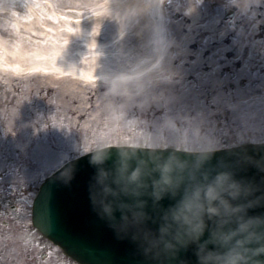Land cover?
<instances>
[{
  "label": "clouds",
  "instance_id": "9594fccd",
  "mask_svg": "<svg viewBox=\"0 0 264 264\" xmlns=\"http://www.w3.org/2000/svg\"><path fill=\"white\" fill-rule=\"evenodd\" d=\"M162 3H109V15H116L121 26L123 18L124 30L140 14L148 16L144 28L151 51L134 71L138 75L103 78L92 125L107 131L78 139L62 178L73 179L86 157L92 210L134 244L143 264H264V134L214 126L202 131L199 122L184 117L191 131L180 130L175 139L146 130L126 138L127 122L135 120L138 127L139 121L113 97L134 88L144 95L141 105L159 102L163 91L149 96L150 90L173 75ZM159 127L178 126L166 117ZM221 150L224 154L217 156Z\"/></svg>",
  "mask_w": 264,
  "mask_h": 264
},
{
  "label": "bare ground",
  "instance_id": "6f19581e",
  "mask_svg": "<svg viewBox=\"0 0 264 264\" xmlns=\"http://www.w3.org/2000/svg\"><path fill=\"white\" fill-rule=\"evenodd\" d=\"M108 2L131 5L144 0H0V89L19 94L9 112V125L26 124L18 135L22 139L32 131L38 115L27 108L25 93L20 92L27 81H32L29 93L38 94L34 104L39 113L46 103V96L40 95L49 83L57 91L55 106L61 109V74L82 80L92 76L94 81L96 75L100 90L105 88V76L138 75L134 71L151 51L144 28L148 16L140 14L124 30L123 18L121 26L116 15H109ZM233 4L235 14L228 18L213 13L200 0H163L161 11L171 41L167 63L173 75L156 84L149 96L162 90L164 97L172 93L176 103L186 96L192 100L187 102L208 112L222 107L239 113L244 107L260 106L261 113L254 117L264 119V0H233ZM81 91L77 96L63 94V107L78 117L91 107L74 105ZM132 92L134 88L115 96L116 100ZM56 121H61V111ZM39 145L47 151L44 142ZM40 175L21 181L29 183Z\"/></svg>",
  "mask_w": 264,
  "mask_h": 264
},
{
  "label": "rangeland",
  "instance_id": "374dc122",
  "mask_svg": "<svg viewBox=\"0 0 264 264\" xmlns=\"http://www.w3.org/2000/svg\"><path fill=\"white\" fill-rule=\"evenodd\" d=\"M203 5L210 7L213 13H218L222 17H233L236 11V6L233 0H200ZM172 11V10H171ZM171 11L168 14H171ZM231 12V14H228ZM226 75H230L228 72ZM70 74H61V103L65 104L66 99L63 94L68 92L71 95L77 96L81 91L78 101L74 105L91 106L86 114L78 117L76 113H68L61 104V109L56 108L55 98L57 91L52 83H49V89L45 88L41 92L40 97L46 96V103L40 106V112H36L35 102L37 93H29L31 80L27 81L25 88L21 89V93L25 97V104L28 109L32 110V114L37 115V120L34 121L33 129L27 134L26 139H22L18 135L23 133L26 124L22 122H12L9 125V112L13 110L14 99L19 98L18 92L6 93L5 88L0 89V192L11 186L18 198L24 201V208L30 205L41 180L48 176L66 159L73 157L75 144L78 139H83L85 134L89 138L93 133L99 135L106 132V129L96 127L93 124V118L100 110V93L103 90L98 89L101 84L99 81H94L87 77L80 78ZM17 78L14 82L17 83ZM95 82L97 88L94 87ZM44 84V86H47ZM24 86V84H22ZM227 87H230L227 85ZM51 88V89H50ZM133 91V90H130ZM155 93V92H154ZM91 97V98H89ZM137 94L132 92L130 96L123 100H113L117 104L126 105L127 115L136 118L139 121L136 127L135 120L127 122L125 135L126 138L136 137L144 134V130L162 135L170 140L175 139L180 130L185 132L191 131V125L184 117L193 118L194 122L201 124L202 131H206L210 126H214L216 130L223 131L227 128L230 132H237L244 129H251L264 134V119L254 117L261 113L260 106H250L241 109V112L236 113L233 108H216L215 110L207 111L205 107H199L185 96L184 101L176 103L172 93L165 95V98L159 102L149 100L146 105H141L137 99ZM13 99V101L11 100ZM187 99V100H185ZM10 101V102H9ZM192 101V100H191ZM44 109V111H43ZM61 111V121H53L58 118ZM166 117H172L176 120L177 128L164 127L161 125ZM262 122V123H261ZM90 126V127H89ZM89 127V128H88ZM88 128V129H86ZM25 138V135L23 136ZM227 139V137H225ZM44 142L46 144V152H42V147L39 145ZM26 145V147H25ZM55 145L59 148H55ZM44 151V150H43ZM40 173V179L30 181L35 178L36 174ZM29 178V179H28ZM25 179L27 181H21ZM28 218L25 219L27 222ZM19 228H2V259L6 260L11 254L16 256V259L26 262L42 260V262L34 264H50L58 262L60 264H75L69 257L61 252L59 258L56 257V248L53 244H47L44 240L39 239L37 232H28L27 237H21ZM40 241L44 243L42 246L30 245L29 240ZM48 247V249H46ZM48 254L44 259H40V253ZM28 257V258H27ZM56 257V258H55ZM38 260V261H39ZM25 264V263H23Z\"/></svg>",
  "mask_w": 264,
  "mask_h": 264
},
{
  "label": "water",
  "instance_id": "95a60500",
  "mask_svg": "<svg viewBox=\"0 0 264 264\" xmlns=\"http://www.w3.org/2000/svg\"><path fill=\"white\" fill-rule=\"evenodd\" d=\"M252 147L249 144V148ZM223 154L221 150L216 155ZM71 160L39 185L32 201L33 226L79 264H143L134 244L119 237L92 210L87 191L90 169L86 157L79 160L80 171L73 179L62 178ZM187 254L194 259L191 251Z\"/></svg>",
  "mask_w": 264,
  "mask_h": 264
},
{
  "label": "flooded vegetation",
  "instance_id": "af4514ba",
  "mask_svg": "<svg viewBox=\"0 0 264 264\" xmlns=\"http://www.w3.org/2000/svg\"><path fill=\"white\" fill-rule=\"evenodd\" d=\"M24 201L22 198H18L15 195V191L8 187L7 189H4L0 192V264H34L33 262L39 263L42 262V260H34L33 262H30L29 260L26 262L20 261L19 259H16V256L9 260H3L2 259V228H19L22 229V232H19L21 237L26 238L28 232H37L39 235V239L44 240L47 244H52L49 240H47L44 236L40 234V232L31 224L30 221V206L25 207ZM31 204V201L28 203V205ZM28 218L27 222H25V219ZM30 245L34 244V246H42L44 243H41L39 240L34 241L32 239H28ZM55 246V245H54ZM56 251L54 252L56 257L59 258L61 256V250L55 246ZM48 249V247L46 248ZM44 250V252L40 253L39 258L44 259L46 255H48ZM10 256V255H9ZM8 256V257H9ZM55 257V258H56ZM28 258V257H27ZM50 264H60L58 262H52ZM76 264V263H75Z\"/></svg>",
  "mask_w": 264,
  "mask_h": 264
},
{
  "label": "snow or ice",
  "instance_id": "6c2138e0",
  "mask_svg": "<svg viewBox=\"0 0 264 264\" xmlns=\"http://www.w3.org/2000/svg\"><path fill=\"white\" fill-rule=\"evenodd\" d=\"M94 46H95V45H93V47H94ZM88 78H89V79H94V77H92V76H89Z\"/></svg>",
  "mask_w": 264,
  "mask_h": 264
}]
</instances>
